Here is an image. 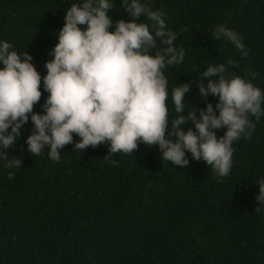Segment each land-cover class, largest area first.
<instances>
[{"label":"trees","instance_id":"trees-1","mask_svg":"<svg viewBox=\"0 0 264 264\" xmlns=\"http://www.w3.org/2000/svg\"><path fill=\"white\" fill-rule=\"evenodd\" d=\"M83 2L0 0V41L11 43L18 54L27 51L43 78L66 11ZM110 2L113 23L131 19L122 0ZM139 2L165 13L167 29L177 34L175 47L185 51L182 64L163 70L169 131L176 118V85L191 83L180 115L207 103L215 110L218 97L204 98L197 87L209 65L235 61L236 66L227 65L228 72L264 92V0ZM136 22L148 24L154 34L145 16ZM218 25L242 38L247 57L227 39H214ZM40 91L33 111L43 114L49 95L43 79ZM250 119L256 125L251 140L233 143L231 171L219 177L190 152L186 167L165 161L158 146L139 144L133 154L119 152L108 159V143L78 151L76 134L73 143L59 150V161H53L48 149L39 155L28 151L26 140L34 128L29 117L15 143L0 149L9 160H22L19 168H6L0 161V264H264V205L256 201V182L264 179V116ZM180 128L195 130L191 122ZM215 131L219 138L226 129ZM9 172L14 178L9 179ZM258 206L260 213L254 211Z\"/></svg>","mask_w":264,"mask_h":264},{"label":"clouds","instance_id":"clouds-1","mask_svg":"<svg viewBox=\"0 0 264 264\" xmlns=\"http://www.w3.org/2000/svg\"><path fill=\"white\" fill-rule=\"evenodd\" d=\"M122 7L131 19L113 23L108 15L114 9L110 0L73 3L66 11L58 44L49 53L53 59L46 62L43 78L27 51L18 54L11 43L0 41L4 66L0 68V149L15 143L30 117L34 128L26 140L28 151L39 155L48 149L53 161H59V150L73 143L76 134L80 137L75 144L78 151L108 143L105 159L119 152L133 154L144 144L158 146L161 157L173 165L186 167V152H190L219 177L228 176L233 143L241 138L251 140L256 125L250 116L256 121L264 116V92L228 72L227 65L236 66L235 61L209 65L200 73L197 87L204 98L218 97L215 110L219 115L211 103L204 109L191 108L186 117L180 115L191 83L176 85L172 90L176 118L169 131L168 79L163 70L182 64L185 51L175 47L177 34L167 29L163 11H154L139 0H122ZM141 16L152 22L154 34L148 24L136 22ZM79 25L86 28L81 30ZM213 36L227 39L247 57L242 38L226 26L218 25ZM256 75L252 73L253 78ZM42 79L49 95L40 114L33 109L42 97ZM188 122L195 130L180 128ZM222 128L226 131L218 138L215 130ZM172 135L177 137L175 142L166 138ZM0 161L6 168L22 167L20 158L9 160L4 151H0ZM8 177L14 178V173L9 172ZM256 183V201L264 205V179ZM254 211L260 213L262 208Z\"/></svg>","mask_w":264,"mask_h":264}]
</instances>
